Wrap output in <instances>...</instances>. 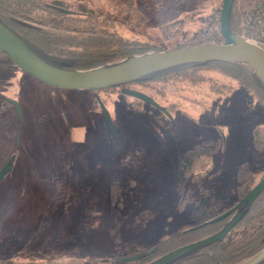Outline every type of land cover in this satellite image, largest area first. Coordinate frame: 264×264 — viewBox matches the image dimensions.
I'll return each mask as SVG.
<instances>
[{
    "label": "rangeland",
    "instance_id": "rangeland-1",
    "mask_svg": "<svg viewBox=\"0 0 264 264\" xmlns=\"http://www.w3.org/2000/svg\"><path fill=\"white\" fill-rule=\"evenodd\" d=\"M74 1L81 2L59 3ZM109 7L120 11L122 4ZM0 62V99H18L23 109L20 117L6 107L8 120L0 119L1 163L17 155L0 182V261L119 259L146 251L162 236L195 224L202 198L204 208L218 196V208L234 202L240 167L258 168L255 130L257 123L264 126V108L252 102L248 109L246 91L232 77L215 74L230 84L224 86L196 70L194 79L179 75L162 85L164 93L153 90L173 122L122 87L99 93L59 88L11 66L8 57ZM96 93L112 114L114 137Z\"/></svg>",
    "mask_w": 264,
    "mask_h": 264
},
{
    "label": "trees",
    "instance_id": "trees-1",
    "mask_svg": "<svg viewBox=\"0 0 264 264\" xmlns=\"http://www.w3.org/2000/svg\"><path fill=\"white\" fill-rule=\"evenodd\" d=\"M59 1L0 0V21L43 60L55 66L87 69L114 64L149 51L183 48L204 42L222 43L225 40L221 30L223 0H105L108 6L99 7L96 0L74 1L67 5H60ZM117 1L122 4L120 11L109 7L110 3L117 6ZM253 1H232L229 26L233 33L240 34L242 15ZM56 6L70 11L60 10ZM190 8L195 12L190 13ZM193 22L198 26H191ZM0 51L4 58H10L6 52ZM196 70L201 71L198 77L214 82H219V75L234 78L246 91L247 108H253L252 102L264 108V81L255 69L248 63L221 59L176 64L96 91L99 93L140 84L148 88L145 92L156 99L153 90L164 93L163 86H168L172 79L179 75H189L190 79H194ZM219 83L230 86L224 81ZM255 142L260 152L258 168L249 163L240 167L237 199L218 208L223 202V198L218 196V202L204 208L206 197L202 198L195 208L204 209L202 213H197V222L162 236L150 254L125 262L85 256H53L27 261L4 260L0 264H145L175 248L216 233L227 224L232 214L218 221L209 220L233 206L264 177V126L259 123L255 130ZM190 158L189 155L185 156V162L188 160L190 163ZM191 166L190 163L188 167ZM196 224L203 225L189 229ZM263 249L264 190L251 205L243 207L241 219L223 239L202 245L167 264H243ZM138 252L141 250L125 256ZM256 264H264V257Z\"/></svg>",
    "mask_w": 264,
    "mask_h": 264
},
{
    "label": "water",
    "instance_id": "water-1",
    "mask_svg": "<svg viewBox=\"0 0 264 264\" xmlns=\"http://www.w3.org/2000/svg\"><path fill=\"white\" fill-rule=\"evenodd\" d=\"M232 1L233 0H223L221 30L225 36V40L222 43L204 42L183 48L149 51L144 54L127 57L114 64L100 65L87 69H70L55 66L43 60L30 49L17 34L0 21V49L6 52L11 60L26 72L49 85L59 88H91L97 90L110 85L133 81L157 69L184 62H200L214 59L248 63L264 81V50L256 44L247 41L240 34L233 33L230 29L229 12ZM56 7L63 11H70L63 7ZM122 91L125 94L154 105L162 110L174 122L171 112L147 92L129 86L123 87ZM96 99L100 105L110 133L114 137L116 131L112 114L98 93H96ZM13 103L21 117L22 108L20 103L16 99H13ZM14 159L15 156L12 155L2 166L0 170V181L12 170ZM263 190L264 177L233 206L209 220L210 222L218 221L232 214L230 220L220 231L175 248L145 264H167L202 245L223 239L230 229L241 219L243 207L251 205ZM201 225L203 224H196L189 229L197 228ZM154 249L155 246L146 251L123 256L119 258L118 261H132L150 254ZM263 257L264 249L254 258L243 264H256Z\"/></svg>",
    "mask_w": 264,
    "mask_h": 264
},
{
    "label": "built area",
    "instance_id": "built-area-1",
    "mask_svg": "<svg viewBox=\"0 0 264 264\" xmlns=\"http://www.w3.org/2000/svg\"><path fill=\"white\" fill-rule=\"evenodd\" d=\"M240 35L247 41L264 47V0H254L244 11Z\"/></svg>",
    "mask_w": 264,
    "mask_h": 264
},
{
    "label": "flooded vegetation",
    "instance_id": "flooded-vegetation-1",
    "mask_svg": "<svg viewBox=\"0 0 264 264\" xmlns=\"http://www.w3.org/2000/svg\"><path fill=\"white\" fill-rule=\"evenodd\" d=\"M3 58V56H2V54H1V51H0V59H2ZM0 65H1V62H0ZM10 65L11 66H16V64L13 62V61H11V63H10ZM37 80L39 81V82H41V83H43V84H47L46 82H44V81H42V80H39L38 78H37ZM13 99H15V98H10V97H2L1 99H0V119H2V120H4V121H7L8 120V117H6L5 115L3 116V111H4V109L6 108V107H11V108H13L14 109V111H15V113L17 114V116H19L18 115V111H17V109H16V107H15V105H14V103H13ZM16 100H18V99H16ZM19 102V101H18ZM20 103V102H19ZM21 105V104H20ZM21 108H22V106H21ZM22 113H23V109H22ZM16 135H17V133L15 134V144H14V146H13V152L14 151H17V150H19V145H20V140L18 139L17 140V138H16ZM15 153V152H14ZM12 154V153H11ZM10 154V155H11ZM9 155V156H10ZM12 155H14L15 156V159L14 160H16L17 158V155L16 154H12ZM11 155V156H12ZM8 156V158L3 162V163H1V160H0V170H1V168H2V166L4 165V163L11 157H9ZM14 168V167H13ZM12 168V169H13ZM12 171V170H11ZM10 171V172H11ZM10 172H8L6 175H5V177L4 178H6L8 175H9V173ZM1 182V181H0Z\"/></svg>",
    "mask_w": 264,
    "mask_h": 264
}]
</instances>
